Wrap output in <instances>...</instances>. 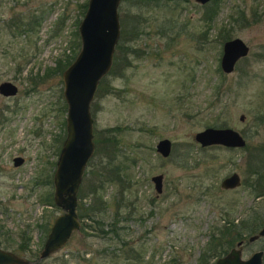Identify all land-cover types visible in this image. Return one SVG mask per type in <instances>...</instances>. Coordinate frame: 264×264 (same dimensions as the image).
Returning a JSON list of instances; mask_svg holds the SVG:
<instances>
[{"label":"rangeland","instance_id":"1","mask_svg":"<svg viewBox=\"0 0 264 264\" xmlns=\"http://www.w3.org/2000/svg\"><path fill=\"white\" fill-rule=\"evenodd\" d=\"M87 2L0 0V82L17 86L14 95L0 93V247L30 264H215L219 255L206 250L212 230L250 211L264 217V195L244 183L251 176L250 151L264 146V0H159L149 6L120 0L119 19H139L140 32L136 38L126 34L130 52L99 81L90 107L99 151L89 159L77 195V205L89 201V184L107 162L106 128L114 127L112 161L126 168L128 181L122 194L118 183H104L101 219L108 228L118 211L120 235L103 237L87 220L63 246L39 258L54 217L63 212L42 201L53 194L66 133V66L58 65L80 49L78 24ZM235 36L249 50L226 73L222 45ZM207 126L233 127L246 145L202 146L194 136ZM163 137L172 144L167 156L156 150ZM15 156L23 158L18 165ZM233 171L242 183L221 187ZM158 173L160 193L151 180ZM22 232L30 236L23 251L13 247ZM242 234L243 257L264 251V235L250 241Z\"/></svg>","mask_w":264,"mask_h":264},{"label":"water","instance_id":"2","mask_svg":"<svg viewBox=\"0 0 264 264\" xmlns=\"http://www.w3.org/2000/svg\"><path fill=\"white\" fill-rule=\"evenodd\" d=\"M202 4L210 0H196ZM120 0H88L85 12L79 21L80 49L73 60L63 69V95L66 101V133L56 160L52 176L53 202L63 209L52 221L49 232L39 252L43 258L65 244L72 232L81 225L77 213V195L89 159L94 154L93 116L91 102L99 81L109 72L116 44L120 37L118 6ZM249 47L238 37L223 41L220 67L231 72L237 61L248 53ZM17 86L9 80L0 82V93L14 95ZM243 114L240 119H243ZM202 145L220 144L228 147H244L246 139L230 126H207L195 133ZM171 140L160 138L156 150L163 156L171 152ZM14 164L23 161L21 156L13 158ZM157 193L162 191L163 175L151 176ZM242 183L240 174L233 171L221 180V187L234 188ZM264 235V223L257 232L248 236L250 241ZM243 240L231 246L217 257L215 264H262L264 251H253L243 257ZM31 261L8 249L0 247V264H30Z\"/></svg>","mask_w":264,"mask_h":264},{"label":"trees","instance_id":"3","mask_svg":"<svg viewBox=\"0 0 264 264\" xmlns=\"http://www.w3.org/2000/svg\"><path fill=\"white\" fill-rule=\"evenodd\" d=\"M125 1V0H123ZM134 5L136 6H149L151 4L159 5V0H132ZM139 18V14L137 16ZM139 19L137 20L135 17H132V20L128 17H122L120 19V37L118 43L116 44V52L113 57V62L111 66L112 68L115 66L116 60L121 59V56L130 52L129 46L124 44V40L126 38V34H130L132 38H136L139 34ZM128 27L130 29H128ZM224 36L223 38H225ZM131 50H135L131 49ZM73 55L70 57L65 58L62 62H59L58 67L63 69L67 66L72 60ZM63 65V66H62ZM116 129L114 127L106 128V133L108 136L105 137V144L108 145L107 152V162H105L104 166L98 170V175L96 172V177L92 180L89 184V191L87 192L90 195L89 201L84 204L81 203L77 205V213L80 218L81 223L83 224L85 221L90 220L95 222L96 225H93V228L97 230L98 234L105 237L107 234H111L112 237H119V230L118 227H115L116 220L118 221L122 216H118L117 212L114 213L113 220L110 222V227L104 228L103 227V219L105 208H107L106 201L103 200L102 193L100 192L101 188L103 187L104 183L111 182V183H118V190L121 194L124 192L125 185L124 182L128 181L126 179V168L120 167L119 164L113 163V153L114 148L116 147L117 137L116 133H114ZM95 146L96 152L99 151V139L95 138ZM94 150V153H95ZM259 150L264 151V146H259L254 150H251L248 155V166H249V173L251 176L244 181L246 185L251 188V191H255V195H264V169L262 163H258L259 156L256 152L259 153ZM93 156V155H92ZM124 173V174H123ZM125 175V176H124ZM124 176V177H123ZM252 179V181H250ZM48 181L49 178H47ZM83 194H80L82 198ZM119 199L117 196L115 201L118 203ZM43 203L46 204H53V197L51 193H47L42 198ZM84 204V205H83ZM246 218H239L237 221L234 219L228 220L224 219V223L222 226L216 227L212 230L208 237V246L206 250H211L216 256L222 255L228 246H231L235 241L238 239L244 238L245 235L242 233L245 231L246 235H250L256 232L259 227L264 222V217L262 216L257 217L255 216L254 212L250 211ZM251 223V224H250ZM86 225H89V222H85ZM260 224V225H259ZM41 225V224H40ZM45 225V224H44ZM46 228V225L44 226ZM30 240V236H28L25 232H22L20 235V241L13 245L18 250H25L28 247V241ZM11 243V242H9ZM15 244V243H14ZM11 245V244H9ZM201 257V256H200ZM167 264H173L172 262H168Z\"/></svg>","mask_w":264,"mask_h":264}]
</instances>
